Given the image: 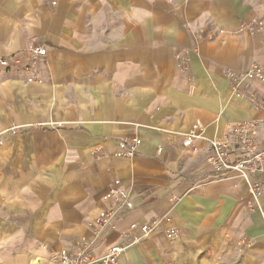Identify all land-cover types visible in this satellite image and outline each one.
Instances as JSON below:
<instances>
[{
  "label": "crops",
  "instance_id": "1",
  "mask_svg": "<svg viewBox=\"0 0 264 264\" xmlns=\"http://www.w3.org/2000/svg\"><path fill=\"white\" fill-rule=\"evenodd\" d=\"M32 44L47 49L41 80L0 66V264H52L84 238L104 255L154 219L122 264H264V196L250 210L249 182L206 165L242 123L260 124L264 149V85L251 83L254 105L226 80L264 67V0H0V57ZM196 121L202 138L184 148ZM135 138L134 158L112 157ZM116 180L135 209L95 240Z\"/></svg>",
  "mask_w": 264,
  "mask_h": 264
},
{
  "label": "built area",
  "instance_id": "2",
  "mask_svg": "<svg viewBox=\"0 0 264 264\" xmlns=\"http://www.w3.org/2000/svg\"><path fill=\"white\" fill-rule=\"evenodd\" d=\"M47 55V49L43 46L32 44L25 51L23 57H0V66L7 72L19 71L28 82H36L42 79L40 64ZM191 63V57L185 53H177L176 67L181 72H187ZM226 80L229 83L232 94L237 99H244L250 104L258 105V98L250 91L253 82L264 85V67L253 65L244 73L227 71ZM260 124L256 121L246 122L234 127L230 133L231 143H219L212 141L209 147V155L206 165L210 170V178L226 176L237 172L249 182V190L252 201L249 208L252 211L262 212L260 200L264 196V179H253L257 176L264 177V149H260L256 134ZM205 127L201 121H196L190 132L184 138L182 145L190 148L196 140L202 138ZM16 131H13L15 133ZM142 141L129 139L119 143L118 150L112 157L119 159H132L138 153ZM108 158L109 155H104ZM109 198L113 206L101 213L96 223L94 232L95 240L100 239L103 231L113 225L119 218L135 209L130 194L124 189L119 180L114 181L109 191ZM264 218V213H263ZM169 219H167V222ZM162 219H154L145 224H134L123 234L124 246H112L104 255H98L95 249V241L84 238L72 248L62 249L52 255V264H122L123 254L130 248L151 238L161 227ZM171 241L179 237L176 229H170L166 234ZM245 245H248L246 242Z\"/></svg>",
  "mask_w": 264,
  "mask_h": 264
}]
</instances>
